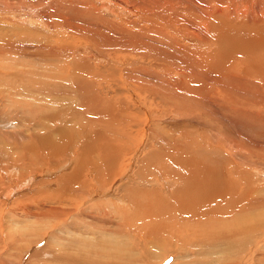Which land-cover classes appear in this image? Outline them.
Here are the masks:
<instances>
[{"label": "rangeland", "instance_id": "374dc122", "mask_svg": "<svg viewBox=\"0 0 264 264\" xmlns=\"http://www.w3.org/2000/svg\"><path fill=\"white\" fill-rule=\"evenodd\" d=\"M187 1L189 0H184L182 4V1L175 0L174 6L183 7L180 11L175 9L176 15L172 9L171 12L166 11L172 16L178 15L184 22H181L182 25L177 24L179 21H174L169 27L164 21V12L169 6L155 7L153 13L159 16L152 14L155 16L154 20L157 19L153 24L145 20L148 7L143 4L149 0H138L137 4L136 0H0V264H205V254L209 251L210 244H205L203 238L212 231L210 227L201 231L205 232L202 237L198 235V230L191 233L190 238H184V243H176L170 240L173 237L171 231L160 232V239H145L143 234L140 236L141 231L135 233L129 227L123 229L124 226H119L121 215L116 207H124L125 213L132 210L129 201L127 203L124 198L122 186L129 183L134 186L161 188L160 180L142 181L137 177L136 171L145 165L143 160L149 159L159 149L164 151L167 146H171V149L179 147L180 150L175 151L176 153L190 149L187 152L195 161L222 166V171L233 167L235 162V167L239 165L233 170L237 174V180L244 185V180L255 185V198L258 202L256 201L254 210L257 223L260 220L255 231L257 237L254 236L250 244V252L240 253L243 254L240 262L247 264L250 259L255 264H264V82L249 76V72L244 73L243 68L249 63L264 68V57L255 53V57L249 63L239 66L233 71L234 74L231 69L229 72L225 68V77L222 78L214 73L208 75L196 56L202 54V51L208 52L209 49L216 48V41L209 34L207 36L206 28H201L202 25L205 26L200 19H197V23L196 20L190 21V16L186 15ZM206 1L209 5L213 4V0ZM233 7L235 6H232L231 0H227L215 9L205 8V17L217 14L220 21L232 27L238 26V30L243 32L246 27L241 26L245 23L242 24L237 13L235 15L236 9ZM147 13L151 14L150 11ZM222 13L224 14L221 16ZM198 16L201 15H195L197 18ZM213 23L215 22H210L213 27L218 26V23ZM180 25L184 31L177 32ZM198 29L202 36L198 34ZM230 30L232 29L229 32ZM235 31L228 38H234L233 34L242 37ZM199 35L205 40L202 44ZM4 41H10L11 46H7ZM199 47L203 50L200 51ZM233 58L229 61L237 62ZM83 60L95 64V68L103 67L109 84L108 87L97 84L95 87L99 99L96 95L95 99L98 100H90V103L83 102L82 98V95L87 96L86 91L90 89L81 90L82 92L74 90L75 96L65 89L61 90L59 97L63 100L64 111H70L63 117L62 125L67 122L65 126L74 129L78 126V115L85 117L88 113L96 112L99 115L92 120L95 128L101 129L108 137L123 138L121 142L125 141L131 148L117 161V166L123 165L124 170L120 168L119 173L108 181L105 188L94 183L88 191L84 190L86 187L82 189L83 192L81 190L79 199L66 198L58 201L49 196L59 193L62 188L58 182L59 177L75 171L78 159L73 156L64 161L63 157L60 159L61 163L59 161L57 165L42 171L38 168L41 163H36V168H30L25 163L26 160L23 162V157L31 154L25 147L36 140L35 133L40 134L37 127L41 119L38 115L43 110V107H38V113L31 110L30 106H34L35 99L41 100L42 95L31 93L28 89L36 87L47 92L45 84L52 81H58L62 86L74 87L75 81L68 75L70 67ZM223 63L224 61L222 65ZM185 77L190 80L195 78L196 81L202 79L200 83L208 85V91H212H207L208 98L201 96V93L189 96L183 91L179 86ZM197 77L201 79L198 80ZM36 79H42V82L37 84ZM222 86L226 91L222 92ZM52 97L54 96L47 97L48 101ZM119 97L124 98L127 104L122 103L123 100ZM86 100L89 101V98ZM78 111L81 113L78 114ZM129 119L131 121L128 124L125 120ZM73 146L70 152L73 149L80 152L82 149L79 144L74 143ZM231 160L234 162L230 163ZM89 168L86 179L93 180L98 169L91 166ZM230 200L231 198L226 197L221 203L225 214H209L203 220L230 219L238 212L237 209H228L227 203ZM214 205L217 203L209 206ZM217 230L220 229L215 226L213 231ZM191 237L195 240H191ZM221 246L216 249L220 250ZM222 247L213 257L219 256L226 249L225 246Z\"/></svg>", "mask_w": 264, "mask_h": 264}, {"label": "bare ground", "instance_id": "6f19581e", "mask_svg": "<svg viewBox=\"0 0 264 264\" xmlns=\"http://www.w3.org/2000/svg\"><path fill=\"white\" fill-rule=\"evenodd\" d=\"M133 1H135V0H133ZM143 1H147V0H143ZM180 1H182V4L184 3V0H179V2ZM137 2H138V0H136V4H137ZM167 2H169V3H167ZM226 2H227V0H213V4L209 5L208 1H206V0L205 1L204 0H189L185 3V6H187L186 7L187 11L186 10L185 11H186V13H188L186 15L190 16V21L193 22V20L194 21L196 20V23H197L198 22L197 19H200L202 24H204V26H205V27H202L203 26L202 25L201 28H203V30L206 28L207 36L209 34L213 38L214 42L216 41V45H215L216 48H213L212 50L209 49L208 52L202 51L203 49H201V47H204V46L199 47L200 51H202V54L197 55V56L195 55L197 57L196 59L200 60L202 62V66H204L205 70H207L208 75L211 73H214L217 76H219V78L225 77L224 76L225 75L224 74L225 68H228L227 70L231 69V72L233 73V71L237 70V68L239 66L245 65V64H247V62L249 63V60L251 58H253L255 53H259L260 54V55H258L259 57H264V0H231L232 6H235L233 8L236 9L235 15L237 13L242 24L245 23V25L241 26L243 28L246 27L245 28L246 30L244 29L243 32H240L238 30V28H240L238 26L232 27V25H228V24L223 23V21H220L221 19L217 14H214V16L209 15L210 17L209 16L205 17V8L214 7L213 9H215L216 7H219ZM122 3L124 4L123 6H125V3L124 2H122ZM139 3H141V2H139ZM155 3H156V5H155ZM174 3H175V0H166V1H157V2L155 0H149V2H147V3L144 2L143 5L146 4L148 7L147 11L151 12V14H148L146 11L145 20L147 22L153 24L152 22L153 21L155 22L157 20V19L154 20L155 16H157V17L159 16V15L153 13V11L155 12V9H156L155 7H161L162 8V6H167V7L169 6L168 9L165 10V12H164L165 13L164 21L168 23L169 27L172 26V22H174V21H179L177 24H182L181 22H183V21L181 18H179L178 15H177L178 16V18H177V16L176 17L172 16L170 13L171 12L170 9H172L175 12V9L180 11V9L183 8L181 6L177 7V5L174 6ZM210 3H211V1H210ZM141 7L143 8L144 6H142V4H141ZM166 11H170V12H166ZM181 12H183V11H181ZM224 12H225V10H224ZM184 13H181V14H184ZM152 14H154L155 16ZM174 14L176 15V12ZM178 14L181 15L180 13H178ZM223 14L224 13H222L220 15L222 16ZM195 15H201V16H198V18H197V17H195ZM218 17H219V19H218ZM174 18H177V20H175ZM229 20L231 21L232 19H229ZM164 21L163 22L161 21V22L164 23ZM213 21L215 22V23H213L215 25H216V23H218L217 27L216 26L213 27L211 25ZM64 22H62V23H64ZM134 22H136V20ZM189 22H187V24H190ZM210 22H211V24H210ZM227 23H228V21H227ZM144 24H146V23H144ZM183 24H184V22H183ZM185 24H186V22H185ZM239 24L241 25V23H239ZM191 25H193V24H191ZM191 25H190V27H191ZM136 26H138V25H136ZM148 26H146V27H148ZM164 26L162 25V27H164ZM184 26H186V25H184ZM194 26H196V25H194ZM65 27L67 28V26H65ZM71 27H72V25H71ZM178 28H180V30H177V32L184 31L182 26L178 27ZM229 29H232V30H230L231 32H233V30H236L237 34L239 33L242 37L235 36V34H233L234 38H228V37H230L229 34L231 33V32H229ZM68 30H69V28H68ZM198 30H200V29H198ZM73 31H74V29H73ZM73 31H71V33ZM156 31H158V30H156ZM225 31H228V33L226 34ZM236 31H235V33H236ZM78 33L79 32H77V34ZM161 33H164V32H161ZM200 33H202L201 30L198 34H200ZM204 33L205 32H203V35H204ZM74 34H75V32L73 33V35ZM196 34H197V32H196ZM180 35L182 36L184 34H180ZM200 35H199V37H200ZM92 37H93V35H92ZM101 37H103V36H101ZM69 38H70V36H69ZM200 38H202V37H200ZM193 39H194V37H193ZM203 39L204 38L199 39L200 41L202 40L201 44L203 43V41H205ZM72 40H73V38H72ZM241 41H243V42H241ZM252 41H253V43H252ZM3 43H6L7 46H11L10 41H7V42L4 41ZM211 43H212V41H211ZM212 44H215V43H212ZM194 46L197 47V45H194ZM189 52L190 51H188V53ZM194 52H197V50L196 51L194 50ZM203 52H205V53H203ZM56 53L58 54V52H56ZM50 55L54 56L53 53H50ZM233 56H235V57L233 58ZM200 57L202 58V60ZM232 58H233V60H235L237 62L229 61ZM155 61H157V60H155ZM222 61H224L223 65H222ZM89 63H88V60H83V61L78 62L76 64H72V66L70 67V72L68 75L74 79V81H75V82L73 81L75 84L74 87L73 86L70 87L68 85L62 86L60 82L52 81L55 83L46 82V84H45V86H47V90H46L47 92L42 91V89H38V88L36 89V87L28 89V91H32L31 93H34V94L36 93L38 95H42L41 100L35 99L36 102L34 103V106L29 105L31 107V110H33L35 113H38V111H39L38 107L39 108L43 107V110L41 109L42 111L39 112L38 116H40L41 120L38 123L39 124L38 127L36 126L38 128L37 129L38 132L40 130V132H39L40 134L38 135V133L37 134L35 133L34 137H36V140L34 138L35 141H33V143L30 144L31 146L29 145L28 147H25V145H24V147L27 148V150H30L31 154H29V156H27V157L24 156L23 157L24 161L23 160L22 161L25 162V160H26L27 162H25V163L27 165H29L30 168H32V167L36 168L35 164L41 163V166L40 167L37 166V167L39 168L40 171H42L45 168H49V167H53V166L57 165V163H59L60 159L63 157H64L63 159H65L64 161H67L69 158H72L73 156H74L73 158L77 157V159H78V163L76 164V168L74 167L75 171H73V172L68 171L69 173H66V174L64 173L61 176V178L59 177L58 182H60L62 185V188L59 191V193L57 192L58 194H56V195L54 194V195L49 196V197H52L58 201H64V200H66V198L79 199L80 195H82L80 193L83 192L82 189H84L86 187V189H84V190L88 191V189L92 185H94V183L97 184L100 188L109 184L108 181H111V179L114 178L119 173V169L120 168L123 169V167H122L123 165L120 167L117 166L118 158L123 157L124 156L123 154H126L125 151H127V149L129 150V148H131L128 143L127 144L124 143L125 142L124 140H123L124 144L121 142V139H123V138L120 139V138L108 137V135H105V133L103 131L101 132V129L95 128L94 122H92V120L94 121L93 118H96V116L99 115L96 112H95L96 114L94 112L88 113L87 116L84 117V116H81V114H80L81 111H78V114H80L77 116L78 118H76L78 121V126L76 128L74 127L76 134H74V129L72 127H70L68 125H67V127L65 126L67 122H65L64 126L62 125L63 117L65 116V114L70 113V111L67 113L64 111L65 107L63 105V100H60V97H59V93L61 90L65 89V90L69 91V94L75 96L74 93L77 89H79L80 91L81 90L85 91L86 89H88V90L90 89L89 91H86V95H87L86 97L89 98V101H87L86 100L87 98L84 97V95H82L83 96L82 97L83 102H89L90 103V100L92 101L93 99H95L96 95L99 99V94L96 91L97 87H95L97 84L104 86V87L105 86L108 87L109 81H107L105 79L106 74L104 73V68L103 67L102 68H99V67L95 68V64L92 65L91 62H89ZM161 65H164V64H161ZM166 66H164V68ZM243 68H244V73L249 72L248 73L249 76L252 75V77L260 79L259 81H261L262 83L264 82V68L255 67L252 63H249L248 66H246V67L244 66ZM162 70H163V68H162ZM169 71H171V70H169ZM229 72H230V70H229ZM159 73H161V72H159ZM168 73H170V72H168ZM168 73L166 72V74H168ZM232 73L230 74L231 76H232ZM191 74L193 75V73H191ZM193 76H195V78H196V75H193ZM237 76H239V75H237ZM66 78H68V77H66ZM125 78H126V76H125ZM199 78L201 79V77H199ZM100 79L101 80L104 79V80L101 81ZM194 79L190 80L187 77L183 78L182 84H180L179 87L183 91H185L189 96H195L196 93H198V94L201 93L200 94L201 96L205 95V98H208V96H209V94L207 93V91H208L207 86L208 85L205 86L202 83H200V81H202V79L200 80V79H198V77H197V79L200 81H196ZM69 80L71 83V79H69ZM249 80H250V78H249ZM36 81H37V84H39L42 82V79L41 80L36 79ZM62 81H64V80H62ZM242 81H243V77H242ZM244 81H246V80H244ZM212 88L215 89V87H213V86H212ZM224 88L225 87L222 86V88H221L222 92L226 91V90H224ZM54 89H56V90L54 91ZM123 92H121V93L123 94ZM210 92H212V91L210 90ZM217 94H218V92H217ZM50 95H53L54 97H52L48 101L47 97H49ZM31 96L33 97L32 94H31ZM225 96L227 97V95H225ZM119 98H122V97H119ZM105 99H107V97ZM105 99H103V101ZM65 100H67V99H65ZM97 100L95 99V101H97ZM122 100L124 101V98H122ZM123 101H121V102L122 103L127 102L126 100L124 102ZM38 102H40V103H38ZM125 104H127V103H125ZM65 105H67V104L65 103ZM253 106H255V105H253ZM235 107H236V104H235ZM243 107H245V104ZM36 108H37V110H36ZM98 108H96V109H98ZM86 110H87V108H86ZM73 112H74V110H73ZM87 112H88V110H87ZM106 112L108 113V110ZM123 113H125V112H123ZM45 120H47V122H45ZM117 121H118V119H117ZM125 121H127V123L129 124L131 119L125 120ZM64 127H66V128H64ZM116 130H114V131H116ZM102 133H104V135H102ZM122 133H124V132H122ZM77 135H78V137L76 138ZM32 136H33V134H32ZM74 143L79 144L80 147H82V149L80 148L81 149L80 152L75 150V149H73L72 152H70L71 146H73ZM212 143H214V142H212ZM68 144L70 146H68ZM218 145L220 146V144H218ZM205 146H207V145H205ZM164 147H166V146H164ZM178 148L179 147L171 149V146H169V147L167 146L164 151L159 149L160 151L151 155L149 159L146 157L147 159L145 161L143 160L145 165H142L140 167V169L138 168L136 171L137 177L141 178L142 181H144L145 179H146L145 182H147L148 180H152V179L160 180L161 185H162L161 188H158V187L155 188L153 186H152V188L151 187L148 188L145 186L142 187V185L141 186H139V185L134 186V185H131L129 183L124 184V186H122L124 189V198L126 199L127 203L129 201L132 210L129 213H125L126 210L124 207H122V206L116 207L117 212L121 215V221L119 223L120 224L119 226H121V227L124 226L123 229H128V227H129V228H131V231H135V233H136V231H139V232L141 231L140 236L143 234L145 239H149L150 237L153 239H160L159 238L160 232L164 233L166 231L167 232L171 231V235L173 237L170 236L171 237L170 240H171V242L175 241L176 243H178V242L184 243V241H185L184 238H188V237L190 238V234L194 233L195 231H198V230H199L198 235L200 237H202L201 235H203V233H205V232L201 233V231H203L204 228L210 227V228H212V231L208 232L206 235H204L205 238H203V239H205V244H210L209 251H207L205 254V261H204L205 264H209L211 262H213V264H214V262H216L217 264H242V262H240V258H242L241 255H243V254L240 255V253L248 252L251 249L250 244L253 241L252 238L254 236L257 237V235L255 234L256 233L255 231H256V228L258 227V223L260 221L259 220L257 223L258 219H257L256 214H255L256 211L254 210L255 204L258 202L257 199L255 198V189H256L254 187L255 185H253V183L251 181L244 180L245 178L243 179L245 181V185H244V183L241 184L239 182V180H237V178H238L237 174L233 171V170H236L239 166L238 165L235 167V165H237L236 162L234 163L233 167L231 166L229 169L227 168L226 170L222 171V168H223L222 166L219 167V166H215V165H206L201 160L195 161V159H193L192 156H189L190 153L188 154V152H187V150L190 151V149H185L186 152L182 151L183 153H181V151H178V153L180 152L179 154L176 153L175 151L180 150ZM181 148H183V147H181ZM27 150H26V152H27ZM31 151H33V152H31ZM152 151L155 152L157 150H152ZM193 156H197V155H193ZM229 159H231V158H229ZM22 161H21V163H22ZM226 161H228V160H226ZM76 162H77V160H76ZM232 162H234V161L231 160L230 163H232ZM60 163H61V161H60ZM42 166H44V167H42ZM90 166H91V168L95 167L98 169V174H96V176L93 178V180H89L88 177H87L88 179H86V176L88 173L87 169ZM34 168H33V170H34ZM126 168H128V167H126ZM181 169L183 170V172H181ZM94 170H96V169H94ZM89 172H90V170H89ZM123 173H124V171H123ZM245 177H246V175H245ZM247 178H250V177L247 176ZM138 180H140V179H138ZM163 180H165V181L162 182ZM243 180H242V182H244ZM81 190H82V192H81ZM226 197L228 199L231 198V200L227 203L228 209H231L232 211L237 209L238 212L237 213L235 212V215H233L230 219H227V220L216 219L214 221V219H211V220L208 219V220L204 221L203 219L204 218L207 219L209 217L207 215H209V214H213V213H218L221 215L225 214L224 213L225 210L222 209L223 206H221V203L226 200ZM212 203H217V205H214L213 207L211 206L212 207L211 208L209 205H211ZM213 217H215V216H213ZM106 220H108V219H106ZM110 221H112V220H110ZM204 222H205V225H204ZM215 226H218L220 230L213 231ZM213 232H214V234H213ZM182 240H184V241L182 242ZM191 240H195V239L194 238L192 239V237H191ZM200 240H202V239L200 238ZM168 244H170V243H168ZM219 245L225 246L226 247L225 250H227V252H225V250H224L221 252V254L219 256L213 257V255H216V253L223 248L221 246L220 250H217L216 247ZM171 246H172V244H171ZM159 248H161V247H159ZM148 251L150 252L149 249H148ZM170 251H172V250H170ZM66 260H67V258H66ZM161 260H163V258ZM245 260H246V258H245ZM253 263H254V260L251 261L250 259L247 262V264H253ZM243 264H246V263H243Z\"/></svg>", "mask_w": 264, "mask_h": 264}]
</instances>
